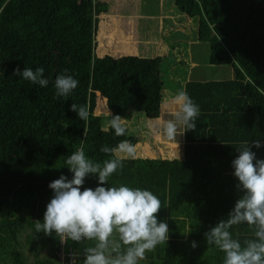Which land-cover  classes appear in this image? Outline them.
Segmentation results:
<instances>
[{"label":"trees","instance_id":"16d2710c","mask_svg":"<svg viewBox=\"0 0 264 264\" xmlns=\"http://www.w3.org/2000/svg\"><path fill=\"white\" fill-rule=\"evenodd\" d=\"M173 2L196 21L195 39L207 44L209 64L230 66L233 78L179 87L200 108L196 129L183 135L181 156L124 159L109 184L147 189L161 201L157 219L168 224L169 240L140 264H223V253L208 250L204 234L228 218L241 195L232 161L244 142L264 160V147L252 146L255 139L264 145V0ZM107 10L105 0H0V264H61L59 238L37 233L35 221L43 222L53 196L49 184L72 178L65 161L73 151L83 147L102 163L110 158L102 145L138 144L128 130L115 136L105 123L110 113L129 121L139 112L147 122H162V58L95 55L99 16ZM97 43L106 47L100 37ZM17 67H43L48 86L14 76ZM60 74L79 81L67 99L54 98ZM73 102L88 106L87 122L70 110ZM98 103L108 117L95 113ZM97 186L98 177L86 178L84 188ZM253 231L247 224L231 229L242 243ZM63 248L75 254L74 264L84 252L71 241Z\"/></svg>","mask_w":264,"mask_h":264},{"label":"clouds","instance_id":"9594fccd","mask_svg":"<svg viewBox=\"0 0 264 264\" xmlns=\"http://www.w3.org/2000/svg\"><path fill=\"white\" fill-rule=\"evenodd\" d=\"M44 72L43 67L35 70L25 67L23 71L17 67L13 75L46 88L49 81L44 78ZM64 72L67 73V69ZM78 84L71 75H58L54 98L67 99ZM170 104L168 118L151 128L164 139L177 143L178 136L196 129L200 108L184 89L172 96ZM70 110L76 112L81 121H88L87 105L73 102ZM108 127L117 137L127 132L125 119L119 115L110 113ZM252 146L264 147L260 139H255ZM237 151L239 155L232 161V167L236 189L241 195L228 218L218 222L204 236L208 250L215 248L223 253V264H264V160L257 159L248 142L242 143ZM100 152L110 158L102 163L94 161L86 157L83 147L67 156L65 163L73 176L69 179L61 175L49 184L53 196L46 206L43 222L35 221V231L47 236L55 233L61 243L71 241L84 245L83 264H140L146 253L154 252L157 246L169 240L168 224L157 219L161 201L147 189L109 184V178L123 168L124 159L136 158V145L122 140L114 147L102 145ZM90 175L98 177L95 189L84 188ZM243 224L254 230V238L242 243L233 237L231 229ZM191 246L195 249L197 242L193 241Z\"/></svg>","mask_w":264,"mask_h":264},{"label":"rangeland","instance_id":"374dc122","mask_svg":"<svg viewBox=\"0 0 264 264\" xmlns=\"http://www.w3.org/2000/svg\"><path fill=\"white\" fill-rule=\"evenodd\" d=\"M105 1L108 4V10L105 14L99 16L95 36V55L104 52L107 54L114 53L113 55L117 56L162 58L160 77L165 87L163 103L173 96V91L177 92L181 87L183 88L186 82L226 81L233 78V71L230 66H213L209 64L207 44L197 42L195 39V20L187 24L185 33L174 32V25L183 23L186 20L184 17L179 18L181 16L175 8L173 0ZM165 9H173L174 17H160V21L159 16L165 12ZM101 17H104V23L100 20ZM162 28L163 34L161 33ZM99 30H101V33L98 32ZM98 35L102 40V46L109 44L111 37L114 39L111 43H117V46L111 44L106 46L105 49L99 48L101 44L97 43ZM108 35L111 37H104ZM116 36L121 37L120 44ZM140 41L142 43L147 42L138 45ZM191 42L194 43L191 44ZM132 49L135 50V53ZM96 106L95 113H101L104 118L109 116L105 114L106 110L103 105L101 106V103ZM105 120V123L108 124L110 119ZM164 120L162 119V122L159 123L162 124ZM156 123H158L156 120L147 122L139 112L134 113L129 121H125L128 134L139 139L136 145V157L145 155L153 158H165L166 160L180 157L183 145L182 136L177 137V143H172H175L176 147L171 149L168 140L160 139V137L153 139L154 132L152 128L150 129V124ZM147 142H150V145L147 146ZM154 148L155 150L152 151Z\"/></svg>","mask_w":264,"mask_h":264},{"label":"crops","instance_id":"0c3cea01","mask_svg":"<svg viewBox=\"0 0 264 264\" xmlns=\"http://www.w3.org/2000/svg\"><path fill=\"white\" fill-rule=\"evenodd\" d=\"M163 1V0H162ZM180 16L181 17H179L180 19L182 18V17H184L185 18V22H181V23H177V24H175L174 25V32L176 33V32H182V33H185V28L187 27V24L188 23H190V22H192V19H189L188 17H186L185 15H182V14H180ZM166 18V17H174L173 16V9H165V12L164 13H162L160 16H159V18ZM161 18H160V21H161ZM161 33L163 34V28L161 29ZM105 38L106 37H111V36H104ZM117 37V39H118V42H119V44H120V40H122L121 39V37H119V36H116ZM113 37H111V39H110V41H109V44H107V45H105V46H110L111 44H114L115 46H117V43H111V41H113L114 39H112ZM126 42L128 41V40H125ZM117 42V41H116ZM147 41H144L143 43H146ZM141 41L140 42H138V45H142L143 44ZM193 42H191V44H192ZM104 49H105V47H104ZM133 50V52L135 53V50L134 49H132ZM114 53H110V55H113ZM105 55H109V54H107V53H104V52H102V54H99V53H97V56L98 57H103V56H105ZM144 58V57H143ZM193 65V64H192ZM173 93L175 94L176 92H174L173 91ZM173 94V95H174ZM171 98L172 97H170L169 99H167V102H165V103H162V106L164 107H162L161 106V111H160V116H159V118L158 119H167L168 118V115H169V112H170V110H171V108H172V105L170 104V100H171ZM159 137H160V139H163V140H166V139H164L162 136H160L159 135ZM155 139H158L156 136H155ZM169 145H171L170 146V148L171 149H174L175 147H176V144L174 143V144H172L173 142H171V141H169ZM182 144H184V139H183V135H182ZM148 145H150V142H147V146ZM183 146V145H182ZM142 157H148V158H152V159H154L153 157H150V156H142ZM175 158V157H174ZM173 158V159H174ZM163 159H165V158H163ZM73 248H75L74 246H73ZM81 253H83V252H81ZM83 254H81V259L77 262V264H83Z\"/></svg>","mask_w":264,"mask_h":264},{"label":"built area","instance_id":"2783aa9c","mask_svg":"<svg viewBox=\"0 0 264 264\" xmlns=\"http://www.w3.org/2000/svg\"><path fill=\"white\" fill-rule=\"evenodd\" d=\"M64 244L60 242V250L58 253V258L61 264H73V261L75 260L74 256L75 254L71 251L64 252Z\"/></svg>","mask_w":264,"mask_h":264}]
</instances>
